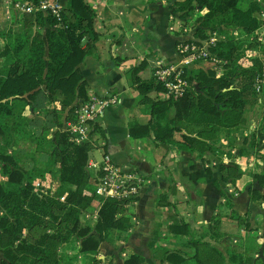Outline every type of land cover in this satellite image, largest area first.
I'll return each mask as SVG.
<instances>
[{"label": "trees", "instance_id": "16d2710c", "mask_svg": "<svg viewBox=\"0 0 264 264\" xmlns=\"http://www.w3.org/2000/svg\"><path fill=\"white\" fill-rule=\"evenodd\" d=\"M22 1L39 7L43 0ZM173 6L183 17L196 16L193 26L200 40L214 32L219 34L211 51L224 61L225 71L217 75L214 66L185 69L191 86L175 99L161 97L166 93L164 83L155 75L143 78L140 72L146 63H139L130 71V84L138 91L139 101L150 105V119L144 124L131 123L130 134L134 138L148 137L156 144H173L179 142L176 134L180 133L190 152L208 163L206 154L217 148L221 136L239 128L247 106L259 102L257 85L264 77V59L253 56L247 64L241 59L248 49L264 46L255 42L261 26L256 13L264 6L256 0L246 8L241 0H175ZM96 16L95 7L86 0H70L68 7H61L59 16L42 9L23 12L19 30L2 52L0 138L14 144L25 139L36 142L46 150V162L44 168H28L17 151L0 150V173L6 177L0 181L1 264H63L61 249L74 244L76 238L80 239L79 253L91 264H103L97 257L100 241L134 225L127 214L132 203L117 198L103 201L95 229L82 224V212L98 201L95 181L101 171L95 175L88 169L89 151L97 139L77 143L63 130L68 121L76 119L78 108L90 100L79 65L99 39ZM152 92L159 95L153 97ZM54 101L61 107L49 110L48 103ZM171 108L175 115L169 119ZM28 110L45 116L40 135H36L34 124L42 120L40 116L30 118ZM51 126L56 131L49 139L45 132ZM98 130L101 128L95 125L93 132ZM207 171L213 173L210 167ZM46 172L58 176L59 184L36 189L35 179ZM220 174L221 181L230 182L243 175V170L233 163L222 164ZM252 180L250 196L264 200V166L252 174ZM157 204L175 207L166 195ZM174 216L169 229L180 235L182 242L179 247H168L153 241L151 249L158 264H264L254 257L258 246L255 239L242 252L224 253L203 235L193 234L189 223L178 219L177 212ZM221 228V219L216 217L209 226L211 238L220 236ZM262 251L264 255V247ZM123 264H145V258L133 253Z\"/></svg>", "mask_w": 264, "mask_h": 264}, {"label": "crops", "instance_id": "0c3cea01", "mask_svg": "<svg viewBox=\"0 0 264 264\" xmlns=\"http://www.w3.org/2000/svg\"><path fill=\"white\" fill-rule=\"evenodd\" d=\"M20 1L0 0V69L5 62L2 52L7 44L12 43L14 33L21 26L23 11L17 6ZM59 1L61 7L70 5V0ZM86 1L95 7L97 16L94 26L99 32L98 41L79 65L88 95L90 99L113 93L119 97V103L106 108L95 121L101 130L96 132L97 140L94 149L89 151V162L101 160L95 155L96 149L101 157L109 155L121 169L134 170L143 179L136 203L127 210L134 225L125 232L115 231L109 240H101L98 259L103 264H123L131 254L137 253L145 258V264H158L151 249L153 241L168 247H179L182 242V237L169 229L177 212L178 219L189 223L193 234L203 235L224 253L231 250L242 252L250 246L251 239H255L258 246L254 257L264 260V200L253 199L249 194L252 174L264 166V77L259 102L247 106L244 123L239 128L221 136L217 148L206 154L208 163L190 152L182 143L180 133L176 134L179 142L173 144H156L148 137L134 138L130 134V124L147 123L150 105L139 101L138 91L130 84V71L145 62L140 74L148 78L160 65H181L182 57L177 45L181 41L200 40L193 26L196 16L183 17L173 6L175 0ZM250 1L241 0V6L246 8ZM256 1L264 6V0ZM258 35L261 33L258 32ZM253 56L264 59V46L248 49L244 63L247 64ZM210 66L198 62L187 65L185 69ZM224 71V68L217 70V75ZM156 95L159 94L151 93L153 97ZM160 95L167 96L166 93ZM52 107L60 108V102L48 103L47 108L51 110ZM39 113L27 111L30 118L40 116L42 120L34 124L36 135L43 132L45 119L43 113ZM174 115L175 109L171 108L167 118ZM51 123L49 120L48 125ZM55 131L56 127L51 126L45 132L46 137L52 139ZM16 145L33 158L38 154L40 162H46V153L43 152L46 150L39 149L36 142L25 139ZM229 163L238 165L243 175L223 182L220 166ZM27 164L28 168L35 166L33 162L29 166ZM207 167L211 168L212 174L208 173ZM88 169L95 175L100 172L98 166H90L89 163ZM37 179L43 180L47 188L60 182L59 177L50 172ZM162 195H166L175 207L159 206L157 202ZM100 207L101 204L96 201L85 209L81 214L82 224L95 229ZM216 217L222 222L221 233L211 238L209 226ZM234 224V231L227 229ZM79 248L80 239L76 238L67 251H76L79 263L91 264L85 255L78 252Z\"/></svg>", "mask_w": 264, "mask_h": 264}, {"label": "built area", "instance_id": "2783aa9c", "mask_svg": "<svg viewBox=\"0 0 264 264\" xmlns=\"http://www.w3.org/2000/svg\"><path fill=\"white\" fill-rule=\"evenodd\" d=\"M17 6L23 12H32L37 9L50 11L55 16L60 15L61 4L59 0H43L39 7L27 1H20ZM261 26L259 32L264 31V10L258 15ZM218 36L214 32L208 39L181 41L177 45V50L182 57L181 65H160L154 71L155 77L162 81L166 87V95L173 98L182 97L189 87L191 82L184 75V70L191 63L205 62L211 64L217 70L223 69V60L216 54L212 53L211 46L216 45ZM257 89H261V81H258ZM119 103V97L113 93L107 96L94 97L83 103L77 110L76 119L68 121L64 126L70 138L77 143L96 140L95 129L96 119L103 114L106 108ZM90 166H98L101 174L98 175V180L95 182V194L98 197L99 203L102 205L107 198L127 199L132 204H135L140 193L143 179L134 170H123L116 165L111 157L107 154L103 155L100 161L90 160ZM36 189H45L43 180L38 179L35 182Z\"/></svg>", "mask_w": 264, "mask_h": 264}, {"label": "rangeland", "instance_id": "374dc122", "mask_svg": "<svg viewBox=\"0 0 264 264\" xmlns=\"http://www.w3.org/2000/svg\"><path fill=\"white\" fill-rule=\"evenodd\" d=\"M259 32V31H258ZM260 33V32H259ZM236 35H239L238 33H236ZM217 36H219V34L217 35ZM240 37H243V36H240ZM263 39H264V31H263V33H261V35H259V38L258 39H256L257 41H255V42H259V44L260 45H264V41H263ZM245 59V57H243L242 59H241V61H243ZM38 148H39V145H38ZM40 149V148H39ZM0 150H2V151H9V152H12V151H17L18 153H20L19 155H20V157H21V161L25 164V163H28L27 165L29 166V163L30 162H33L34 164H35V166L37 165V167H38V165L40 166V167H42V168H44V164L42 163V162H40V156L38 155V154H36L35 156L36 157H32V156H30L29 154H26L25 153V151H22V152H20L19 151V149H18V146L16 145V144H14V141H8V139L5 141V139L4 138H0ZM41 150H43V148H41ZM95 155H96V157L98 158V159H102V157H101V155H100V153H99V151L98 150H96L95 149ZM38 160V161H37ZM40 178V177H39ZM6 180V177H4V176H2L1 175V173H0V181H5ZM38 180V179H37ZM36 179H35V182L37 181ZM1 213V212H0ZM224 227H225V225H223ZM235 224H234V226H232V227H230V226H228V228L227 229H229V230H235ZM226 228V227H225ZM70 248V246L68 245L67 247H63L62 249H61V255H62V259H63V264H81V263H79V261H77L76 259H78V257H77V252L76 251H73V250H71L70 252H68L67 251V249H69ZM3 258V255H2V251H1V249H0V261H1V259ZM0 264H1V262H0Z\"/></svg>", "mask_w": 264, "mask_h": 264}]
</instances>
